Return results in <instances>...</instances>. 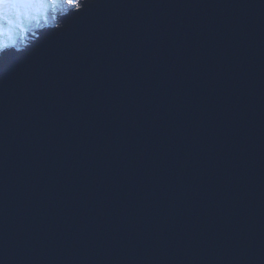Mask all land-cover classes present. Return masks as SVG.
Here are the masks:
<instances>
[{
    "label": "water",
    "instance_id": "obj_1",
    "mask_svg": "<svg viewBox=\"0 0 264 264\" xmlns=\"http://www.w3.org/2000/svg\"><path fill=\"white\" fill-rule=\"evenodd\" d=\"M0 57V264H264V0H84Z\"/></svg>",
    "mask_w": 264,
    "mask_h": 264
},
{
    "label": "rangeland",
    "instance_id": "obj_2",
    "mask_svg": "<svg viewBox=\"0 0 264 264\" xmlns=\"http://www.w3.org/2000/svg\"><path fill=\"white\" fill-rule=\"evenodd\" d=\"M81 1L82 0H75L73 4H68V7H66L63 11L56 14L55 16H51V18L47 21H41L42 22L41 25L36 26L34 29H31V27H29L27 23H21L19 18H16L14 20L13 23L15 26L6 25L7 23L5 24L2 22L1 23L2 26L6 25V28L0 29V31H2V34H0V55L2 52L5 51L7 46H11V45H12L11 46L12 50H14L15 52H19L20 50H23V48H25L29 42L33 41L34 38L39 36L38 30L41 29L47 30L55 27L61 21L59 19V16H63V15L69 16L70 15L69 13L71 11H75L80 7ZM3 14L5 13L3 12ZM16 23H21V25L17 26Z\"/></svg>",
    "mask_w": 264,
    "mask_h": 264
},
{
    "label": "bare ground",
    "instance_id": "obj_3",
    "mask_svg": "<svg viewBox=\"0 0 264 264\" xmlns=\"http://www.w3.org/2000/svg\"><path fill=\"white\" fill-rule=\"evenodd\" d=\"M46 2L47 4L44 5V8L40 9L41 11H44L46 18H40L43 12L39 14L37 13V10L40 8L39 6L34 8L22 9L21 11L16 10L17 8H7L2 10L3 11L9 10V12L11 13V20L13 21L17 18L18 12H21L23 14V16L21 17V19H23V22L27 23L28 26L31 27V29H34L36 26L41 25L42 23L41 21L49 20L51 16H55L56 14L60 13L66 7H68L69 4L66 2V0H46ZM2 22L3 21L0 20V23Z\"/></svg>",
    "mask_w": 264,
    "mask_h": 264
},
{
    "label": "snow or ice",
    "instance_id": "obj_4",
    "mask_svg": "<svg viewBox=\"0 0 264 264\" xmlns=\"http://www.w3.org/2000/svg\"><path fill=\"white\" fill-rule=\"evenodd\" d=\"M43 0H0V9L7 8H33L37 6H42ZM67 3L73 4L75 0H66ZM2 34V31H0Z\"/></svg>",
    "mask_w": 264,
    "mask_h": 264
},
{
    "label": "clouds",
    "instance_id": "obj_5",
    "mask_svg": "<svg viewBox=\"0 0 264 264\" xmlns=\"http://www.w3.org/2000/svg\"><path fill=\"white\" fill-rule=\"evenodd\" d=\"M82 1H84V0H82ZM80 3H81V2H80ZM72 12H73V11H71L69 14H71ZM63 16H67V15H63ZM60 17H61V16H59V19H60ZM51 29H52V28H51ZM41 30H43V29H41ZM39 31H40V30H38V32H39ZM36 38H37V37H36ZM36 38H34L33 41H34ZM33 41L29 42L28 44H31ZM29 46H30V45H29ZM29 46H28V47H29ZM26 47H27V46H26ZM8 49H12L11 46H7V48L5 49V51H7ZM25 49H26V48H23V50H25ZM23 50H20L19 52H21V51H23ZM5 51H4V52H5ZM2 53H3V52H2ZM2 53H1V54H2ZM0 57H1V55H0Z\"/></svg>",
    "mask_w": 264,
    "mask_h": 264
},
{
    "label": "trees",
    "instance_id": "obj_6",
    "mask_svg": "<svg viewBox=\"0 0 264 264\" xmlns=\"http://www.w3.org/2000/svg\"><path fill=\"white\" fill-rule=\"evenodd\" d=\"M29 45H30V44H28L27 47H28ZM27 47H25V48H27Z\"/></svg>",
    "mask_w": 264,
    "mask_h": 264
}]
</instances>
